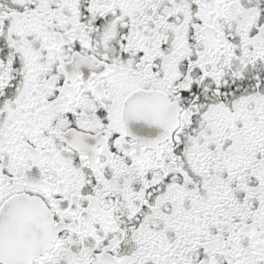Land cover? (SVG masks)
Listing matches in <instances>:
<instances>
[{
    "label": "snow or ice",
    "instance_id": "1",
    "mask_svg": "<svg viewBox=\"0 0 264 264\" xmlns=\"http://www.w3.org/2000/svg\"><path fill=\"white\" fill-rule=\"evenodd\" d=\"M0 264H264V0H0Z\"/></svg>",
    "mask_w": 264,
    "mask_h": 264
}]
</instances>
